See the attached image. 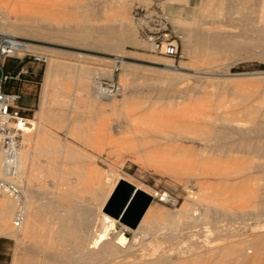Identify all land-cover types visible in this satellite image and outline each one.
Masks as SVG:
<instances>
[{
  "label": "rangeland",
  "instance_id": "rangeland-1",
  "mask_svg": "<svg viewBox=\"0 0 264 264\" xmlns=\"http://www.w3.org/2000/svg\"><path fill=\"white\" fill-rule=\"evenodd\" d=\"M0 34L40 57L25 72L43 69L40 84L27 82L22 111L35 127L20 176L43 209L23 239L0 233V264H264V0H0ZM151 37L175 40L179 55ZM50 61L60 67L42 103ZM96 77L121 92L100 95ZM218 171L226 191L216 196ZM118 173L153 195L150 212L135 229L114 222L92 248L105 176ZM242 240L256 247L245 259Z\"/></svg>",
  "mask_w": 264,
  "mask_h": 264
},
{
  "label": "built area",
  "instance_id": "built-area-1",
  "mask_svg": "<svg viewBox=\"0 0 264 264\" xmlns=\"http://www.w3.org/2000/svg\"><path fill=\"white\" fill-rule=\"evenodd\" d=\"M154 49H164L165 53L174 58L179 55L176 41L164 42L161 39L151 37ZM30 43L24 39L16 38L8 34H0V154L4 160L6 178H0V190L9 194L16 201L14 226H22L26 217L25 196L21 185L15 181L17 176V158L23 146L24 127L29 125L28 118L21 113L19 100L21 94L4 90L5 83L11 77L5 71L4 65L7 58L22 59L32 56L29 50ZM40 60V57L33 55ZM178 68L176 64L173 65ZM96 83L105 94L112 96L121 92V85L112 80L96 77Z\"/></svg>",
  "mask_w": 264,
  "mask_h": 264
},
{
  "label": "bare ground",
  "instance_id": "bare-ground-1",
  "mask_svg": "<svg viewBox=\"0 0 264 264\" xmlns=\"http://www.w3.org/2000/svg\"><path fill=\"white\" fill-rule=\"evenodd\" d=\"M249 7V6H248ZM252 10V9H251ZM247 18V17H246ZM253 24V23H252ZM260 25V24H259ZM213 27V26H212ZM240 28V27H239ZM251 29V28H250ZM54 33V32H53ZM52 33V34H53ZM115 33V32H114ZM227 36V35H226ZM225 36V37H226ZM219 37L220 36H218V35H213V40H218L219 39ZM242 37V36H241ZM118 38V37H117ZM121 38H123V37H121ZM102 38H101V35L99 36V40H101ZM226 39H228V42L227 43H229V44H227L228 46H230L231 45V43H230V41H229V37H227ZM96 40H98V38L96 39ZM123 40V39H122ZM122 40H121V42H122ZM261 41V40H260ZM260 41H256L257 42V44H258V46H260L261 44V42ZM263 41V40H262ZM251 42V41H250ZM123 43V42H122ZM264 43V42H263ZM30 45V44H29ZM28 45V46H29ZM255 45V44H254ZM119 46V45H118ZM214 46V45H213ZM233 46L234 47H236L237 49H241L242 47H243V45L241 46V44H240V42H238V43H235V44H233ZM222 47V46H221ZM245 48H247V49H250V48H252V44H247V46L245 47ZM263 51H264V48H263ZM55 60V59H54ZM58 64H60V63H58ZM55 61H50L49 63H48V65H47V67H46V72H45V76H44V81H43V88H42V103L45 101V99L47 98V95H48V91H49V89H50V87L51 88H53L51 85H52V82H53V80H54V78H55V74H56V71L59 69L58 67H60V65H58ZM175 64V61L173 62V65ZM62 66V65H61ZM58 73V72H57ZM183 79V78H182ZM177 80V79H176ZM55 81V80H54ZM54 84V83H53ZM97 87H98V90H99V93H100V95H104V96H109V95H107V94H105L104 93V91L102 90V88L97 84ZM41 103V104H42ZM44 103H46V101L44 102ZM43 105V104H42ZM41 105V106H42ZM43 107V106H42ZM43 113V112H42ZM29 122H32L31 123V126H25L24 127V134H26L27 135V133H29V132H31L33 129H34V127H35V124H34V122L32 121V119H29L28 120ZM222 121V120H221ZM224 121V120H223ZM222 123V122H221ZM229 123V122H228ZM106 124V123H105ZM230 124V123H229ZM37 126V125H36ZM107 127V126H106ZM110 127V126H109ZM108 127V128H109ZM258 131H263L264 130V123H259L258 125H257V128H256ZM223 132L224 131H221V133L220 134H223ZM30 134V133H29ZM224 135V134H223ZM214 136V135H213ZM225 136V135H224ZM222 137L220 140H218L221 144H223L221 147H219V149H218V151L217 152H219V154L221 155V156H223L225 153H226V151L228 150V149H226V147L224 146V145H226L225 144V141H226V139H225V137ZM45 138V137H44ZM175 139V138H174ZM201 140H203L204 142H205V145H207V146H209V144H210V138L209 139H202L201 138ZM216 140V139H215ZM40 143H42V142H40ZM250 143V142H249ZM43 145H44V143H42ZM41 145V144H40ZM42 146V145H41ZM45 146V145H44ZM44 146H42V147H44ZM228 146V145H227ZM229 146H231V145H229ZM23 147V146H22ZM255 147V146H254ZM38 148H39V146H38ZM205 148H206V146H205ZM40 149V151H44V152H46V149L45 148H39ZM39 149H37V150H39ZM44 149V150H43ZM48 149V148H47ZM258 149L259 150H262V148H259L258 147ZM24 151V150H23ZM27 151V150H26ZM22 152V148H21V150H20V152H19V155H18V158H17V163H16V168H17V176H16V178H15V181H17L20 185H21V187H22V191H23V194H24V191H25V193H26V196H27V202L25 201V208H26V217H25V220H24V222H23V224H22V226L21 227H19V228H16L15 226H14V229L13 230H8V229H10V225H8V222H10V220H8V218L10 217V216H12V214H13V225H14V215H15V212H16V201L9 195V194H7L6 192V194H7V196L9 195L10 197H11V199H12V202L11 201H7V199L5 200V199H2V198H0V220H2V222H0V233H2V232H7V233H12V232H14L15 234H16V236L17 237H19V236H22V239L24 238V237H26V236H28L29 234H31V232H32V230H34V228H35V226H37V225H39V219H40V213H41V210L43 209V206L42 205H39L38 203H41V202H37V197L35 196V194H34V190H33V188H32V184L28 181V183H27V185L25 186V188H24V190H23V184H22V180H20V176H23L24 174H25V168H24V164H25V161L27 160H25L24 161V158H23V155H29L30 153H28V152ZM29 151V150H28ZM38 152V153H40V154H42V152ZM256 151V150H255ZM206 152H208L207 150H206ZM39 155V154H38ZM154 157H156L157 155L156 154H154L153 155ZM157 157H159V156H157ZM53 163V162H52ZM222 166V165H221ZM26 167V166H25ZM216 168V167H215ZM52 169V168H51ZM224 170V169H223ZM0 174H1V178H6V176H7V174H6V172H5V169H4V160H3V157H2V155L0 154ZM210 174H212V172L210 173ZM213 175L214 176H216L219 180H218V183H217V185L219 186H217V189H216V191H215V195L216 196H219V195H221L222 193H224L225 191H226V187L223 185V180L226 178V172L225 171H218V172H213ZM113 177H115L114 179H113ZM122 179H124V180H127L124 176H122V175H120L119 173L118 174H116L115 176H114V174H109V175H106L105 176V182H106V184H109L110 185V189H109V191H108V193L106 194V197H105V200H104V202L102 203V205H101V209H103V211H102V217H103V222H104V226H103V229H101V230H99L98 232H96V234H95V236L93 237V239H92V241H90V244H91V247L92 248H98L101 244H103L105 241H106V239H107V237H109L108 235H109V231H110V228L112 227V225L114 224V222H116V221H118L116 218H114L113 216H111L110 214H108V213H106L105 211H104V206H105V203L108 201V199H109V197L111 196V194H112V192L114 191V189H115V187L117 186V184H118V182L120 181V180H122ZM24 183V182H23ZM131 183V182H130ZM135 185V184H134ZM202 185V184H201ZM42 186V185H41ZM41 186H39V187H41ZM136 186V189L137 190H140V191H144V192H146V190H142L138 185H135ZM205 186V185H204ZM223 186V187H222ZM38 187V188H39ZM42 187H44L45 188V186H42ZM208 187V186H207ZM211 187V186H210ZM212 188V187H211ZM4 192V191H3ZM213 192V194H214V191H212ZM36 193V192H35ZM147 193H148V191H147ZM149 194V193H148ZM151 194V193H150ZM202 194V193H201ZM36 195H38V194H36ZM153 196V195H152ZM40 197V196H39ZM200 197V196H199ZM10 199V198H9ZM40 198H38V200H39ZM198 201V200H197ZM193 206V205H192ZM207 210H208V212H212L211 211V206L209 205V206H207ZM150 212V210L148 209L145 213H144V215H143V217H142V219H141V221H140V223H142V222H144L145 220H146V218L148 217V214H149V212ZM197 211V210H196ZM50 218H51V215H50ZM10 219V218H9ZM8 220V221H7ZM51 220V219H50ZM170 227V226H169ZM217 229H220L221 227H223L222 225H218V226H215ZM47 229V228H46ZM220 230H222V229H220ZM39 235V234H38ZM121 235V234H120ZM15 236V235H14ZM53 237V236H52ZM166 237V236H165ZM175 237V236H174ZM173 237V238H174ZM249 237V236H248ZM54 238V237H53ZM89 240V239H88ZM172 240H174V239H172ZM120 241L121 242H124V238L123 237H121L120 238ZM167 241V240H166ZM165 241V242H166ZM243 241V240H242ZM51 242V241H50ZM249 243V242H248ZM248 243L247 244H245V242L243 241V242H241V246L238 248V252H236V253H238L239 255H240V257L242 256V257H244V256H246V258L248 257V254L249 253H251V252H256V247L254 248L253 246H250V247H248L247 246V248L245 247V245H248ZM40 244V243H39ZM253 244V243H252ZM53 245V244H52ZM251 245V244H250ZM50 246V245H49ZM197 248V247H196ZM189 249V248H188ZM243 249H246V251H243ZM54 250V249H53ZM56 250V249H55ZM190 250H192V248H190ZM194 250V249H193ZM172 251V250H171ZM170 251V252H171ZM181 251L182 250H180V254H181ZM185 251V250H184ZM186 251L188 252V250L186 249ZM37 252V251H36ZM59 252V251H58ZM168 252V254L167 253H165V256H166V254H167V256H172V257H175V258H178V256L177 255H171V253L169 252V251H167ZM178 252V251H177ZM190 252H192V251H190ZM194 252V251H193ZM199 252V251H198ZM205 252V251H204ZM38 253V252H37ZM195 253H196V251H195ZM201 253H203V251L201 252ZM183 254V253H182ZM194 254V253H193ZM205 254V253H204ZM237 254V255H238ZM162 255H164V254H162ZM185 255V254H184ZM201 255H203V254H201ZM200 255V256H201ZM166 256V257H167ZM204 256V255H203ZM239 257V258H240ZM160 258H162V257H160ZM159 258V259H160ZM170 258V257H169ZM201 258V257H200ZM206 258V257H205ZM54 259V258H53ZM167 259H168V257H167ZM244 259H245V257H244ZM156 260H157V258H156ZM155 259H154V261H156ZM162 260H164V259H162ZM169 260V259H168ZM193 260V259H192ZM196 260V259H195ZM236 260V259H235ZM243 260V259H242ZM249 260V259H248ZM117 261V260H116ZM154 261H153V263H154ZM159 260H157V264L159 263L158 262ZM172 261V260H171ZM174 261V260H173ZM172 261V262H173ZM169 262V261H168ZM246 262V261H245ZM107 263V262H106ZM171 263V262H170ZM45 264V263H44ZM167 264V263H166ZM169 264V263H168ZM190 264H192V263H190Z\"/></svg>",
  "mask_w": 264,
  "mask_h": 264
},
{
  "label": "water",
  "instance_id": "water-1",
  "mask_svg": "<svg viewBox=\"0 0 264 264\" xmlns=\"http://www.w3.org/2000/svg\"><path fill=\"white\" fill-rule=\"evenodd\" d=\"M153 196L136 189V186L127 180H120L104 206V211L122 224L135 229Z\"/></svg>",
  "mask_w": 264,
  "mask_h": 264
},
{
  "label": "trees",
  "instance_id": "trees-1",
  "mask_svg": "<svg viewBox=\"0 0 264 264\" xmlns=\"http://www.w3.org/2000/svg\"><path fill=\"white\" fill-rule=\"evenodd\" d=\"M33 59L31 57H24L22 60L17 58H7L4 68L7 73L10 74L9 80L4 85V90L8 92H18L20 83L24 80L30 81V83L40 84L42 78L43 69H41L38 73H35L34 70L30 67L28 72H22V68L28 62V60ZM35 59V58H34ZM18 62V64H16ZM12 87H15L12 90ZM21 94V93H20ZM22 95L19 100V104L21 103ZM23 114V111H21ZM24 115V114H23Z\"/></svg>",
  "mask_w": 264,
  "mask_h": 264
},
{
  "label": "crops",
  "instance_id": "crops-1",
  "mask_svg": "<svg viewBox=\"0 0 264 264\" xmlns=\"http://www.w3.org/2000/svg\"><path fill=\"white\" fill-rule=\"evenodd\" d=\"M185 11V8H181V10H180V13L178 12L177 14H176V16H180L181 15V17H183L184 16V12ZM25 66L22 68V72H25ZM27 82L28 83H30V81H26V80H24L22 83H20V86H19V91H20V93H21V95H22V99H21V103L19 104L20 105V107H21V110L22 109H27V108H29V107H31L32 106V103H31V101L29 100V98L26 96V89H28L29 88V84H27ZM15 87H12V90L14 89ZM26 116V115H25Z\"/></svg>",
  "mask_w": 264,
  "mask_h": 264
}]
</instances>
